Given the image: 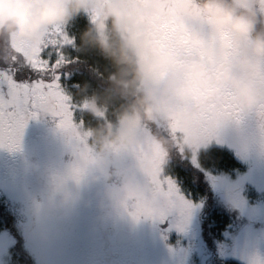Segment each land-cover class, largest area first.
Segmentation results:
<instances>
[{
  "label": "clouds",
  "instance_id": "clouds-1",
  "mask_svg": "<svg viewBox=\"0 0 264 264\" xmlns=\"http://www.w3.org/2000/svg\"><path fill=\"white\" fill-rule=\"evenodd\" d=\"M173 16L181 25L166 40L156 20ZM81 17L87 25L75 49L91 78L76 83L72 95L87 117L85 142L52 173L37 205L30 230L44 239L46 223L100 183L105 206L136 221L147 218L136 219L137 212L169 215L148 146L166 163L174 152L196 156L215 136L192 131L203 105H227L230 116L220 126L264 114V0H0V57ZM90 55L99 60L83 59ZM53 111L42 105L39 116L54 119Z\"/></svg>",
  "mask_w": 264,
  "mask_h": 264
},
{
  "label": "rangeland",
  "instance_id": "rangeland-1",
  "mask_svg": "<svg viewBox=\"0 0 264 264\" xmlns=\"http://www.w3.org/2000/svg\"><path fill=\"white\" fill-rule=\"evenodd\" d=\"M157 23L161 36L168 39L181 25L180 19L174 16L158 19ZM23 46L14 45L16 49ZM216 136L217 132L213 140L218 142ZM74 151L73 144L51 117L29 121L18 149L0 148V197L16 216L24 244L36 264H123L125 261L133 264H224L226 260L254 264L257 257L264 260V230L247 226L245 219H253L256 203L261 202L255 192L253 198L246 195L248 199L243 200L241 214L245 218L231 215L230 234L222 230L221 236H213L208 251L205 227L200 223L197 228L193 213L185 224L180 223L175 213L165 221L158 218L136 221L105 206L103 183L85 189L84 198L76 207L48 221L47 239L34 235L30 226L36 219L37 205L49 194L50 177L65 167ZM180 156L179 152H174L170 161L177 162ZM164 170H168L166 166ZM233 203L237 204V197ZM237 218L241 219V224ZM107 226L130 231L132 242L121 248L113 247L111 243L115 237L104 239L108 235ZM15 241L11 233L0 228V264H29L13 259L11 249Z\"/></svg>",
  "mask_w": 264,
  "mask_h": 264
},
{
  "label": "snow or ice",
  "instance_id": "snow-or-ice-1",
  "mask_svg": "<svg viewBox=\"0 0 264 264\" xmlns=\"http://www.w3.org/2000/svg\"><path fill=\"white\" fill-rule=\"evenodd\" d=\"M76 34L75 23L57 27L49 30L39 44L16 49L15 56L0 57V148L16 150L20 147L29 121L40 118L42 105L53 108L57 127L68 137L74 150L84 146L87 117L72 95L75 84H69L73 76L80 72L82 64L75 49ZM229 116L226 104L221 103L214 108L203 105L201 122L194 124L192 131L200 137H212ZM148 152L152 174L170 198V214L175 213L181 224L187 223L192 203L186 199L176 181L165 175L166 161L159 150L149 145ZM195 160L196 156L193 162ZM134 215L136 219L143 216L161 221L169 216L158 217L147 212Z\"/></svg>",
  "mask_w": 264,
  "mask_h": 264
},
{
  "label": "flooded vegetation",
  "instance_id": "flooded-vegetation-1",
  "mask_svg": "<svg viewBox=\"0 0 264 264\" xmlns=\"http://www.w3.org/2000/svg\"><path fill=\"white\" fill-rule=\"evenodd\" d=\"M156 25L159 32L158 23ZM216 132L218 142L212 139L209 144L202 147L196 154L195 162L191 155L181 154L177 162H171L169 159V164H165L168 169L165 170V175L171 176L185 197L191 198L189 200L193 205L192 213L195 224L199 228L201 223L207 233V251L213 241L217 216H220V219L217 218L220 223L224 222L225 219L222 218L224 216L244 217L241 214L243 200L247 198L246 195L253 198V192L261 202L256 203L253 219L244 218L249 224L247 226L259 231L264 230V127H262V118L253 113L239 123L226 122ZM214 153L221 158L219 167L214 165L215 162L212 159ZM218 177L221 179L219 180ZM235 197H237V204L233 203ZM215 206L219 207L218 211H215ZM237 219L241 224V219ZM226 220L227 230L231 231L230 220ZM111 227L113 226L106 227L108 235L104 239L109 240L110 237H115L114 242L111 243L113 247L126 246L118 244L117 230L119 229L113 227L115 228L113 231ZM100 228L104 230L103 226ZM123 264L133 263L125 261Z\"/></svg>",
  "mask_w": 264,
  "mask_h": 264
},
{
  "label": "trees",
  "instance_id": "trees-1",
  "mask_svg": "<svg viewBox=\"0 0 264 264\" xmlns=\"http://www.w3.org/2000/svg\"><path fill=\"white\" fill-rule=\"evenodd\" d=\"M74 23H75L76 33H79L87 25V19L84 17H81ZM83 59H86L88 63H96L99 60V58L95 55H90L88 57H84ZM100 65L101 66L103 65V61H100ZM79 68H80V72L75 74L73 78L69 81L70 85L76 84L78 82H82L86 78L88 79L91 78L87 70V66L85 64L82 63L79 66ZM93 82L95 83V81ZM212 159L215 162L214 165L216 167H219L221 164L220 156L214 153ZM218 210H219V207L215 206V211H218ZM217 218L220 219V216L219 217L217 216ZM217 218L215 221L216 225L213 230L214 237L221 236V233H222L221 231L222 230L226 231L228 229V227H226V225H228V222L226 219L230 220V224L232 222L231 215L230 217L229 216L222 217L225 219L223 223H220ZM0 228L11 233L12 236L16 240L11 249V255L13 259L17 260V262L20 259V261H25L26 263H29V264H36L35 260L31 257L28 249L26 248L24 244L23 233L20 229V226L18 225L16 216L13 213H11L8 203L1 197H0ZM228 232L230 234V231ZM223 262L224 264H235L231 260H226Z\"/></svg>",
  "mask_w": 264,
  "mask_h": 264
},
{
  "label": "water",
  "instance_id": "water-1",
  "mask_svg": "<svg viewBox=\"0 0 264 264\" xmlns=\"http://www.w3.org/2000/svg\"><path fill=\"white\" fill-rule=\"evenodd\" d=\"M118 243L120 244L121 242H124V243H128L131 241V233L130 232H127V231H124V230H120L118 235Z\"/></svg>",
  "mask_w": 264,
  "mask_h": 264
}]
</instances>
